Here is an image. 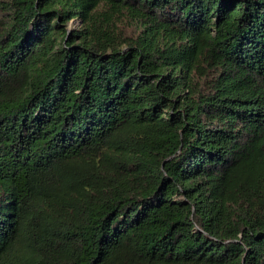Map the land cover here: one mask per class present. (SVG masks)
<instances>
[{"label":"trees","instance_id":"16d2710c","mask_svg":"<svg viewBox=\"0 0 264 264\" xmlns=\"http://www.w3.org/2000/svg\"><path fill=\"white\" fill-rule=\"evenodd\" d=\"M0 264H264V0H0Z\"/></svg>","mask_w":264,"mask_h":264},{"label":"rangeland","instance_id":"374dc122","mask_svg":"<svg viewBox=\"0 0 264 264\" xmlns=\"http://www.w3.org/2000/svg\"><path fill=\"white\" fill-rule=\"evenodd\" d=\"M76 25H77V21L76 20H72V21L68 22V28H72V27H74Z\"/></svg>","mask_w":264,"mask_h":264}]
</instances>
